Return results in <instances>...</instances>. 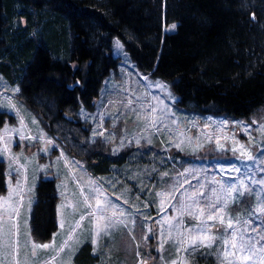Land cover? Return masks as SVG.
Masks as SVG:
<instances>
[{"label":"rangeland","instance_id":"obj_1","mask_svg":"<svg viewBox=\"0 0 264 264\" xmlns=\"http://www.w3.org/2000/svg\"><path fill=\"white\" fill-rule=\"evenodd\" d=\"M112 55L117 67L93 108L53 124L57 139L0 75V264H75L88 242L99 264H196L200 256L264 264V108L248 118L186 113L170 84L139 72L116 38ZM92 149L127 161L93 176ZM46 176L55 180L57 229L37 242L31 217ZM208 229L218 243L190 247ZM233 236L251 241L254 255L232 256L230 246L225 255Z\"/></svg>","mask_w":264,"mask_h":264},{"label":"trees","instance_id":"obj_2","mask_svg":"<svg viewBox=\"0 0 264 264\" xmlns=\"http://www.w3.org/2000/svg\"><path fill=\"white\" fill-rule=\"evenodd\" d=\"M115 38L139 72L170 84L186 113L248 118L264 108V0H0V75L19 86L21 101L56 139L53 124L70 122L80 106L91 110L117 67ZM126 156L92 149L86 167L105 175ZM56 202L55 180L46 176L31 217L37 242L57 229ZM99 262L89 242L74 257ZM196 264L214 263L200 256Z\"/></svg>","mask_w":264,"mask_h":264},{"label":"snow or ice","instance_id":"obj_3","mask_svg":"<svg viewBox=\"0 0 264 264\" xmlns=\"http://www.w3.org/2000/svg\"><path fill=\"white\" fill-rule=\"evenodd\" d=\"M173 27H175L173 25ZM214 217H209V219H213ZM220 223H224L223 217L220 218ZM233 222L230 219L228 221V228L231 229L233 227ZM231 234V233H230ZM264 239V238H262ZM214 243H218L217 238L215 235H213L210 231V229L205 230L202 232V234L198 237H194L192 239V242L190 244V247L192 248H198V247H205V248H212ZM231 247V249H234L235 251L231 253L232 256H235L236 253H247V255L242 256L241 259H248L254 255L252 252L253 244L251 241L248 243H245L244 237H236L233 236L232 241H225L224 248H225V255H228L227 249L228 247ZM43 247H47V245H44ZM187 251V249H185ZM228 264H233L232 260L228 261Z\"/></svg>","mask_w":264,"mask_h":264}]
</instances>
